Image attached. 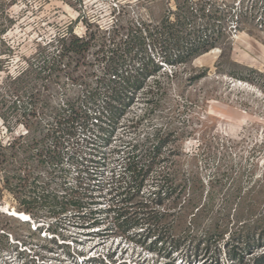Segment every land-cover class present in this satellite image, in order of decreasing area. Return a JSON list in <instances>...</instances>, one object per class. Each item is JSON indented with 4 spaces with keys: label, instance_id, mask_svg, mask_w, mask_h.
<instances>
[{
    "label": "rangeland",
    "instance_id": "374dc122",
    "mask_svg": "<svg viewBox=\"0 0 264 264\" xmlns=\"http://www.w3.org/2000/svg\"><path fill=\"white\" fill-rule=\"evenodd\" d=\"M120 2L127 4L121 24H151L164 48H170L174 36L166 39L161 23L177 17L182 18L180 34L185 41L197 32L203 46H208L175 67L161 59L162 68L137 91L123 116L125 121L145 114L148 105L140 98L153 88L154 103L138 131L144 136L158 129L168 135L163 152L179 177L200 178L175 191L183 198L176 209L187 205L185 195L195 192L202 195L200 207L206 213L196 227L191 214L173 219L178 229L170 232L169 224L151 217L157 205L150 210L144 205L137 216L139 224L129 232L132 239L115 233L105 236V242L81 236L83 245L76 247L70 237L66 243L75 259H68L62 248L56 253L44 250L43 246L56 245L45 238L52 236L45 234V228L35 227L54 218L50 207L43 206L44 191L61 192L65 182L73 181V174L62 175L60 167L37 160L53 144L47 132L55 124V113L48 110L58 112L71 103H84L102 73L95 53L110 39L108 33L99 32L95 46L64 58L57 42L48 44L58 34L89 38L92 30L114 20L118 13L112 14V7ZM160 44L146 38L143 53L160 58ZM36 105L38 115L28 119ZM0 142L6 157L0 165V264H87L89 256L106 254L116 246V264L123 261L120 250H127L125 257L141 253L152 260L157 255L149 247L156 238L169 242L185 229L189 240L197 236L218 250L221 264H238L226 256L231 247L242 257L240 264H264V0H0ZM151 184L149 180L144 189ZM127 208L140 207L130 203ZM73 210L70 207L62 218L69 219ZM57 241L63 242L58 236ZM187 244L173 253L175 264H185L182 258H187L192 242ZM78 251L86 256L78 257ZM160 260L164 261L158 264L166 261ZM204 261L194 264H211Z\"/></svg>",
    "mask_w": 264,
    "mask_h": 264
},
{
    "label": "trees",
    "instance_id": "16d2710c",
    "mask_svg": "<svg viewBox=\"0 0 264 264\" xmlns=\"http://www.w3.org/2000/svg\"><path fill=\"white\" fill-rule=\"evenodd\" d=\"M126 5L121 2L119 5H113L112 14L118 13L114 15V20L108 22L105 28L97 29L98 32L92 30L89 38L58 34L48 44L54 45L57 42L60 47L59 55L64 58L70 53L81 55L91 46H95L93 41L99 32L108 33L110 39L108 44L101 46L95 53L96 60L102 63V73L97 80V86L85 96L84 103H71L58 112L54 109L48 110L55 113V124L47 132L53 144L49 149L41 151L37 160L38 163L60 167L62 175L68 172L73 174V181L65 182L61 192L44 191L43 206L50 207V214L54 218L35 227L38 231L45 228V234L52 235L51 238H45L56 245V248L43 246L44 250L56 253L57 249L62 248L68 259L71 257L75 259L70 244L66 243L70 237L73 238L71 241L76 247L83 245V240L79 241L81 236H90L93 239L97 237L105 242V236L108 238L109 233H115L128 234V238L132 239L133 236L130 237L129 232L136 229L135 225L139 224L137 216L144 210L142 208L144 205L148 210L153 207L152 204L157 205L152 208L154 212H151L153 213L151 217L156 222L164 221L169 224L167 230L170 232L178 229L173 219H182L184 215L191 214L196 227L206 213V208L200 207L202 195L199 196L195 192L185 195L187 205L176 209L178 201L183 198L181 194H175V191L180 187L186 188L192 181H198L200 178L196 174L179 177V171L169 163L170 158L163 152L168 143V135L162 134L158 129L153 134L148 133L144 136L138 131L143 118L151 111H148L152 107L149 105L154 103L153 88L146 90L140 98L148 105L146 106L148 112L125 121L123 116L135 102L137 91L162 68L161 59L162 62L175 67L176 64L190 62L193 57L207 50L208 46L207 44L203 46L204 39L197 32L193 38L185 41V37L180 34L183 21L181 17H177L174 22L164 18L161 23L162 33L166 39L168 35L174 36V40L172 38L169 42L170 48H167V45L164 48L163 39L157 36L151 24L138 22L137 25L130 22L133 24L127 27L121 24L120 16L124 13ZM124 28L126 32L122 33L121 30ZM89 30L88 28L87 31ZM146 38H150L155 45L162 43L160 46H163L164 50H161L160 58L143 53L146 51L144 48ZM198 77L200 76L196 78ZM32 109L28 119L38 115L39 106L36 105ZM126 129L128 131H124ZM3 150L4 145L0 142V165L6 159ZM65 159L66 165H63ZM149 180L152 184L145 190L144 187ZM214 180L210 182L213 183ZM169 202L170 205H167ZM130 203L140 208L135 210L127 208ZM191 204L192 210L189 211L187 208ZM70 207L74 209L69 211L70 214H74L69 219H63V215ZM185 231L180 232L169 242L160 236L156 238L149 247V251H154L157 255L152 260L141 253L125 257L123 253L127 250H120L122 255L119 257L123 260L121 264H158L164 261L160 258L167 261L163 264H175L177 257H174L173 253L183 246H188V241L192 242V248H189L187 258H182L185 264H194L196 260L221 264L218 250H213L208 241L204 244L197 236L189 240V232ZM73 232L78 235H71ZM57 236L63 241L60 244ZM112 249L108 248L106 254L100 253L90 257L87 264H108L105 260L116 264L118 260H114V256L117 246ZM156 250H159V253H156ZM163 251L165 252L161 253ZM77 253L78 256H86L84 251ZM226 256L231 261L241 263L242 257L235 247L228 248ZM43 258L42 256V260Z\"/></svg>",
    "mask_w": 264,
    "mask_h": 264
},
{
    "label": "built area",
    "instance_id": "2783aa9c",
    "mask_svg": "<svg viewBox=\"0 0 264 264\" xmlns=\"http://www.w3.org/2000/svg\"><path fill=\"white\" fill-rule=\"evenodd\" d=\"M93 256H94V255H93ZM78 257H79V256H78ZM80 257H85V256H81V255H80ZM90 257H92V256H89L87 260H89V259H90Z\"/></svg>",
    "mask_w": 264,
    "mask_h": 264
},
{
    "label": "bare ground",
    "instance_id": "6f19581e",
    "mask_svg": "<svg viewBox=\"0 0 264 264\" xmlns=\"http://www.w3.org/2000/svg\"><path fill=\"white\" fill-rule=\"evenodd\" d=\"M29 216V215H28ZM29 219H30V216L28 217V219H26V220H28L29 221Z\"/></svg>",
    "mask_w": 264,
    "mask_h": 264
}]
</instances>
